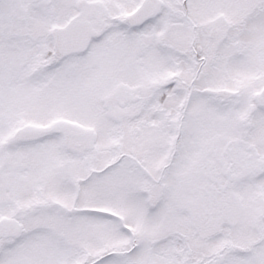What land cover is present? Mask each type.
Wrapping results in <instances>:
<instances>
[{"label": "snow or ice", "instance_id": "1", "mask_svg": "<svg viewBox=\"0 0 264 264\" xmlns=\"http://www.w3.org/2000/svg\"><path fill=\"white\" fill-rule=\"evenodd\" d=\"M0 264H264V0H0Z\"/></svg>", "mask_w": 264, "mask_h": 264}]
</instances>
